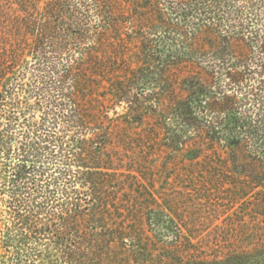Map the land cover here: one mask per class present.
<instances>
[{"label": "trees", "instance_id": "trees-1", "mask_svg": "<svg viewBox=\"0 0 264 264\" xmlns=\"http://www.w3.org/2000/svg\"><path fill=\"white\" fill-rule=\"evenodd\" d=\"M0 223V264H264V0H0Z\"/></svg>", "mask_w": 264, "mask_h": 264}, {"label": "rangeland", "instance_id": "rangeland-1", "mask_svg": "<svg viewBox=\"0 0 264 264\" xmlns=\"http://www.w3.org/2000/svg\"><path fill=\"white\" fill-rule=\"evenodd\" d=\"M147 123H149V121L147 122ZM148 129V127H146V128H143V131H145V130H147ZM121 132H122V130H121V128H119V129H116V131H115V135L117 136V137H119L120 135H121ZM121 150V149H120ZM122 152V151H121ZM148 186L150 185V184H148V183H146ZM160 185V184H159ZM179 190H182V188H181V185H177L176 186ZM192 212H190L189 214H188V212L186 211L185 212V214H186V216L187 217H189L190 216V214H191ZM189 223V222H188ZM201 224V223H200ZM210 224H204L203 226V228H201V230L199 231V238L197 239V242L199 243V245L202 247V246H205V245H208L210 248H212L213 247V245L212 244H217L215 241H213V239H212V235H214L215 234V232H217L216 231V229H215V225H210ZM1 228H2V225H1V223H0V230H1ZM210 243H212V244H210ZM1 253V252H0Z\"/></svg>", "mask_w": 264, "mask_h": 264}]
</instances>
